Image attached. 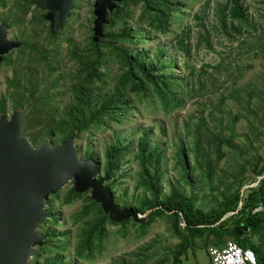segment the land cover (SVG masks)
<instances>
[{"label": "trees", "instance_id": "trees-1", "mask_svg": "<svg viewBox=\"0 0 264 264\" xmlns=\"http://www.w3.org/2000/svg\"><path fill=\"white\" fill-rule=\"evenodd\" d=\"M36 1L0 0V8H8L9 3L14 8L9 11H13L9 19L3 17L1 24L7 23L8 28H17L22 33L18 41L22 45L2 56L0 63V66L11 67L14 72L13 78L7 80L12 92L0 98V115L6 116L8 101L11 102L12 114L33 106L26 118L23 137L29 138L35 147H40L47 140L59 146L74 134L80 141L86 134L90 137L102 127L109 129L110 123L122 124L133 111L135 102L147 108L159 107L166 115L185 108L181 94L183 88L170 71L175 62L166 57L167 53L161 47H157L154 56H151V50L140 48L143 42L152 41V36L168 37L172 27L183 20V1L118 0L114 11L108 13L107 23L100 33L95 30L93 12L90 22L93 28L87 30L88 37L83 43H78L70 35L74 32L72 25L79 18L81 0L76 1L64 29L56 34H53L52 22L46 19L49 11L38 9ZM136 9H140V15L134 21ZM221 12L225 28L229 18L245 23L249 21V8L243 0H227ZM234 30L239 35L244 34L242 27L234 26ZM187 37L188 32L184 28L174 36V40L178 51L189 55ZM204 40L208 43V36ZM60 51L68 52L74 70L65 73ZM15 54L19 56L13 59ZM107 64L116 66L115 74ZM220 141L229 144L228 140ZM122 142L117 141L107 147L104 161L96 152L87 150L84 151V159L97 162L98 178H106L104 186L120 210H134L140 215L151 211L149 219L143 224L133 220L114 221L101 204L91 198V190L78 192L72 186L62 188L48 201L49 218L41 227L47 240L38 247L33 258L35 264H93L109 251L111 237L129 240L130 243L133 240L142 242L152 235L154 225L160 221L168 225V231L180 242L154 264H182L190 251L194 253L196 240L204 239V246H207L212 242L210 239L215 238L213 244L220 248L225 244L224 236H230L245 249L256 251L260 263L264 264V212H256L264 203V177L246 194L243 187L248 178L238 177V187L227 188L228 195H222L223 201L218 207L203 212L196 209L193 192L186 194L177 188L164 192L162 154L158 149L149 148L148 134L145 133L138 140V152L134 154L141 166L135 189L142 191L129 201L121 191L127 176L123 171L125 159L133 154V148L131 143ZM193 143L194 150H188L194 153L195 167L202 170V166H206L203 174L210 178L212 167L207 155L200 152L201 143L197 139ZM77 151L80 154L79 148ZM186 151L183 147L178 151V164L193 191ZM218 153L220 160L223 157L220 149ZM254 172L257 176L253 180L257 181L264 174V165L257 164ZM78 205L81 207L73 214L70 228H63L59 233V227L66 226L62 222V209ZM230 214H235L232 225L226 223L227 219L220 223ZM243 224L253 233L247 236L235 234L234 228ZM255 237L260 238V245L253 241ZM158 244L156 237L140 250L149 253ZM68 251L72 252V261L67 260ZM136 257L135 263L123 261V264H147L153 259V256L144 254Z\"/></svg>", "mask_w": 264, "mask_h": 264}, {"label": "rangeland", "instance_id": "rangeland-1", "mask_svg": "<svg viewBox=\"0 0 264 264\" xmlns=\"http://www.w3.org/2000/svg\"><path fill=\"white\" fill-rule=\"evenodd\" d=\"M181 1L185 10L182 13L183 20L172 27L168 37L152 36V41L143 42L140 48L151 50V56H154L157 47H161L167 53L166 57L175 62L170 71L178 78L181 89L183 88L181 94L185 108L166 115L159 107L147 108L135 102L133 111L122 124L110 123L109 129L102 127L90 137L86 134L83 140H76L75 146L80 149V158L84 159L83 154L87 150L96 152L104 161V153L109 145L117 141L131 143L133 154L125 159L123 171L127 176L123 180L121 191L130 201L134 194L142 191L135 189L141 166L134 154L138 152V140L147 133L149 148L158 149L162 154L164 192L169 193L174 188L186 194L193 192L196 209L207 212L218 207L223 201L222 195H228L227 188L238 187L237 180L240 176L248 178L243 187V192L248 193L259 181L253 180L257 176L255 166L264 165V0H243L249 8V21L245 23L229 18L226 28L221 22V11L227 5V0ZM95 4L96 0H81L79 18L72 25L73 34L70 33L78 43H83L88 37L87 30L93 28L90 22ZM12 9L11 3L8 8H0V24L3 17L9 19V14L13 13L9 11ZM139 15L140 9H136L134 21ZM131 26L134 29L136 27L133 23ZM234 26L242 27L244 34L236 33ZM184 28L188 32L189 55L178 51L174 40V36ZM8 33L13 42L20 41L22 37V33L14 27L8 28ZM207 36L208 43L204 40ZM60 54L65 73L74 70V63L69 62L68 52L60 51ZM17 56L19 55L15 54L13 59ZM106 66L116 73L114 64ZM60 75L63 76L64 73L61 72ZM13 76L11 67L0 66V98L12 92L7 86V80ZM132 98L134 100L133 95ZM63 104L66 105L67 102L64 101ZM6 111L5 115L10 119L13 112L10 101ZM194 139L201 143L200 152L207 155L209 166L212 167L210 178L203 174L206 173V166H202V170L195 167L194 153L188 150H194ZM220 140H228L229 144L224 141L221 143ZM182 147L187 149L185 156L193 191L178 164L177 155ZM218 149L223 156L220 160ZM80 207L78 205L62 209V222L66 226L59 227V233L63 228H70L72 216ZM235 214H230L226 223L232 225V216ZM151 234L142 242L133 240L131 243L129 240H115V237H111L109 251L93 264H123V261L135 263L136 256L140 254L153 256L147 264H154L180 242L162 221L154 225ZM156 237L159 244L155 249L143 253L140 248ZM224 237L225 244L220 248L225 247L229 241L234 242L230 236ZM253 240L260 245L259 237ZM210 241L212 242L204 246V239L196 240L194 253L190 251L183 258L182 264H212L209 253L210 249L216 247L213 244L215 238ZM66 256L68 261H72L71 251Z\"/></svg>", "mask_w": 264, "mask_h": 264}, {"label": "water", "instance_id": "water-1", "mask_svg": "<svg viewBox=\"0 0 264 264\" xmlns=\"http://www.w3.org/2000/svg\"><path fill=\"white\" fill-rule=\"evenodd\" d=\"M77 0H37L38 9L49 11L53 34L63 30ZM118 0H96L95 30L100 33L114 11ZM22 44L9 39L8 24H0V63L2 56ZM33 106L14 112L10 119L0 115V264H35L37 249L46 243L41 230L49 218L48 201L58 190L72 186L78 192L91 190V198L101 204L110 218L117 222L133 220L145 223L151 214L140 215L134 210H120L105 188L106 178L99 179L98 164L82 159L75 146L76 134L56 146L47 140L35 147L23 137L26 118ZM264 174L260 176V179ZM229 215L222 218L224 222ZM242 236L253 231L243 224L234 229Z\"/></svg>", "mask_w": 264, "mask_h": 264}, {"label": "built area", "instance_id": "built-area-1", "mask_svg": "<svg viewBox=\"0 0 264 264\" xmlns=\"http://www.w3.org/2000/svg\"><path fill=\"white\" fill-rule=\"evenodd\" d=\"M261 179L259 178L258 184ZM253 187V186H252ZM264 212V203L256 210ZM212 264H261L258 255L252 249H245L233 241L227 242L225 247L210 249Z\"/></svg>", "mask_w": 264, "mask_h": 264}, {"label": "crops", "instance_id": "crops-1", "mask_svg": "<svg viewBox=\"0 0 264 264\" xmlns=\"http://www.w3.org/2000/svg\"><path fill=\"white\" fill-rule=\"evenodd\" d=\"M248 235H250V234H248ZM253 241H255V240H253Z\"/></svg>", "mask_w": 264, "mask_h": 264}, {"label": "flooded vegetation", "instance_id": "flooded-vegetation-1", "mask_svg": "<svg viewBox=\"0 0 264 264\" xmlns=\"http://www.w3.org/2000/svg\"><path fill=\"white\" fill-rule=\"evenodd\" d=\"M234 229H236V228H234Z\"/></svg>", "mask_w": 264, "mask_h": 264}, {"label": "bare ground", "instance_id": "bare-ground-1", "mask_svg": "<svg viewBox=\"0 0 264 264\" xmlns=\"http://www.w3.org/2000/svg\"><path fill=\"white\" fill-rule=\"evenodd\" d=\"M256 252V251H255Z\"/></svg>", "mask_w": 264, "mask_h": 264}]
</instances>
